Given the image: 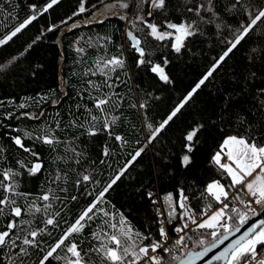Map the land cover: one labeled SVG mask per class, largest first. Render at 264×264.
Listing matches in <instances>:
<instances>
[{"label":"trees","instance_id":"obj_1","mask_svg":"<svg viewBox=\"0 0 264 264\" xmlns=\"http://www.w3.org/2000/svg\"><path fill=\"white\" fill-rule=\"evenodd\" d=\"M122 2H127L129 8H119ZM135 2L136 0H84L86 11L73 15L78 12L81 0H60L11 41L0 46V65L5 66L0 69V147L4 149L0 156L6 157L0 159V170L18 169L17 160H25V163L37 162L34 157L18 149L12 143V137H23L24 132L39 135L41 129L56 128L57 121L60 128L55 135L62 141H69L71 147H76L81 152L79 164L71 160L64 163L56 157L58 154L72 155L71 151L65 152V144L58 145L56 151H52L38 141L24 140L26 146L39 154L38 162L44 167L36 176H28L26 172L18 176V190L30 193L29 200H32L49 188L55 189V194L60 199L52 202L53 207L49 211L59 212V216L55 217L58 226H47L46 232L37 237L40 247L29 248L28 256H17L19 249L11 252L8 248L0 249L2 264H9V257L14 264H21V261L23 264H38L49 246L60 238L111 177L124 167L131 159L130 154L141 147L145 148L144 152L108 191L103 207L110 212H122L137 231L151 234L158 239L160 218L156 207L160 201L157 198L162 197L161 206L165 210L167 205L164 197L170 193L174 199L178 198L179 190L183 189L188 197V205L199 212L211 199L201 196L207 183L212 180H220L224 185L230 183L227 175L211 164V157L219 150L225 136L244 135L249 126L254 132L264 133V109L260 104L264 100V95L260 93L264 89L262 21L216 69L156 140L151 144L147 143L150 133L146 124L158 125L191 91L229 46L228 41L233 38L232 33L239 23L247 22L248 17L240 6L229 10L232 0H213L219 15L217 23L223 22L224 25L221 30L218 31L214 24L202 25L203 34L190 38L187 47L179 55L163 45L151 51L149 58L154 62L163 65L164 58L168 60L165 71L172 82L164 84L145 67H136L137 55L129 47L130 41L126 36L129 30L134 31L138 37L142 36L140 31L132 29L130 23L138 13L133 6ZM167 2V17L173 22L179 23L192 16L185 10L186 0ZM47 3L48 0H0V38L32 15L30 5L43 9ZM243 3L253 6V10L264 7V0H243ZM113 6L114 13L106 11ZM148 10L145 5L140 14L148 18ZM154 16L159 17V11ZM148 19L153 22L152 18ZM49 27H54V30L48 31ZM104 37L111 39L106 41L102 39ZM152 43L157 44L155 41ZM253 48H257L259 52L251 53ZM25 49L28 50L25 52ZM77 49L83 51L78 52ZM121 52L125 59V68L112 74L113 81L119 76V81H115L119 87L111 90L103 87V93L111 94L115 91L122 97L121 102L113 96L114 103L108 106V111L119 117L112 127L113 134L122 136L126 143L116 141L105 132L95 137L78 135V130L70 126V121L75 119L83 122L87 116L84 106L93 107L92 97L87 91V81L101 84L103 81V77L99 75L86 73L101 57L120 55ZM250 55L253 57L251 60ZM141 102L147 105L145 109L139 108ZM21 104L25 107L20 108ZM133 104L136 107H132ZM25 112L38 118L24 117L22 114ZM9 114L11 117L6 119ZM197 125H203V128L198 133V143L191 154L193 162L188 168H183L179 161L183 153V137ZM73 136H78V139L72 141ZM258 142H264V135L260 136ZM105 148L109 151L108 156L103 155ZM102 160L104 163H101ZM58 169L61 170L62 179L51 183ZM20 171L23 172L22 169ZM63 173L67 175L64 176ZM82 175H90L91 182H82L77 186L76 181ZM149 192L153 193L156 204L148 199ZM231 192L234 190H230ZM73 196L76 197L75 200L71 199ZM230 200L227 201L228 214L233 218L228 223L235 228L238 226L239 217L231 212L234 203L231 198ZM17 201L21 207L26 203L22 197L17 198ZM237 203L236 207L245 212L244 205ZM37 204L42 206L39 200ZM212 204L213 209L219 206L215 201ZM176 211L179 213L180 209L177 207ZM46 218L43 213L21 217L25 221H31L30 229L44 228L43 220ZM11 219V216L0 217V231L5 230V225ZM101 219L90 223L84 229L83 235L76 238L82 254L97 243L92 239L91 233L99 231ZM179 223L178 217L172 223H166L169 232L173 233L174 227ZM16 231L19 232V228ZM218 231L223 234V229ZM25 234L20 233L21 236ZM188 235L192 239H186L187 247L175 249L176 255L181 258L189 251L200 250L212 243L211 237H208L205 245L198 247L196 241L200 237L197 233L190 232ZM58 254L64 256L65 252L60 249ZM89 255L99 264V257L94 253ZM164 259L168 261L170 256H165ZM49 264L62 262L52 260Z\"/></svg>","mask_w":264,"mask_h":264},{"label":"snow or ice","instance_id":"obj_2","mask_svg":"<svg viewBox=\"0 0 264 264\" xmlns=\"http://www.w3.org/2000/svg\"><path fill=\"white\" fill-rule=\"evenodd\" d=\"M59 2L60 0H48L43 9L30 5L32 15L25 18L10 33L0 38V46L7 44L35 21L39 15H43V13ZM145 5L149 9L147 17L152 18L153 22H150L145 15L140 14ZM133 6L138 10V13L135 19L130 21L131 27L135 31H140L142 36H136L132 30L127 31L126 36L130 41L129 47L137 55L136 67H145L164 84L172 82L165 71L168 60L164 58L163 65L154 62L149 58L151 51L155 50L159 45H163L164 47H169L171 51L179 55L187 47V42L190 38L203 34L202 25L214 24L218 31L224 27L223 22L217 23L219 15L215 10L213 0H186L185 10L187 13H191L192 16L182 19L179 23H175L167 17V0H136ZM237 6H240L247 15V22L242 21L239 23V26L232 33L233 38L228 41L229 46L226 50L170 113L156 126H153L151 123L146 124V128L150 133L147 139L148 144L156 140L157 136L181 112L201 86L209 80L216 69L229 57L241 41L249 33L253 32L258 23L264 21V7L253 10V6L243 3V0H232L229 10L236 9ZM114 7L108 8L106 11L114 13ZM119 8L128 9L129 4L122 2L119 4ZM85 11L84 0H81L78 12L73 15H79ZM157 11L160 13L159 17L154 16V13ZM124 18L127 19V17ZM156 20H159V22H155ZM228 27L231 28L230 25ZM53 30L54 27H49L48 29V31ZM39 38L37 37V39ZM102 39L110 41L111 38L104 37ZM152 41L157 42V44H153ZM166 41L168 42L167 44L164 43ZM101 47H104V45H101ZM28 48L30 49L31 45ZM27 50L25 49V52ZM77 51L82 52L83 49H77ZM250 51L251 53L259 52L257 48H253ZM24 54L21 53V55ZM252 58L250 55L249 59L251 60ZM8 63L10 64L11 61ZM4 67V65H0V69ZM124 68L125 59L121 52L120 55L108 58L101 57L95 62L94 67H91L89 72L86 73L92 76L99 75L103 77V81L102 84L92 80L87 81V91L88 95L92 97L93 107L88 108L86 105L84 106L87 116L83 122H78L75 119L70 121V126L78 130V135L95 137L101 132H105L109 137H114L116 141H123L122 136L114 135L112 132V127L117 123L119 117L111 115L108 111V106L114 103L113 96L116 97L117 101L121 102L122 97L115 91H112L111 94L103 93V87H107L110 90L119 87V84L115 82L119 81V76H116L115 81H113L112 74ZM253 75L255 74L253 73ZM94 93H100V95H94ZM260 93L264 95V89H261ZM260 104L262 109H264V100H261ZM24 107L25 105H20V108ZM132 107H136V104H133ZM146 107L145 103H139L140 109H145ZM93 109H95V112ZM22 115L32 119L38 118L31 116L27 112ZM10 117L11 114L5 118ZM59 128L60 123L57 121L56 128L41 129L39 135H35L32 132H24L23 137L20 135L12 137V143L22 150L23 153L34 157L37 162L29 161L25 163V160H17L18 169L5 168L0 170V217H13L5 225V230L0 231V249L8 248L10 252L19 249V252L16 253L17 256H28L30 255L29 248H39L40 243L37 237L46 232L47 226H58L55 217L59 216V212L50 213L49 211L53 207L52 202L60 199L55 194V189L49 188L46 192L32 200H29L30 193L18 190L20 186L19 181L16 179L18 176H22L24 172L28 176H36L44 167L42 163L38 162L40 160L39 154L31 147L26 146L24 140L38 141L43 145H47L52 151H56L58 145L65 144V152L71 151L72 155L60 156L58 154L56 159L64 163H67L69 160L75 164L80 163L79 157L81 156V152L77 151L76 147H71L69 141H62L55 135ZM202 128L203 125H197L183 137V153L179 157L181 167L188 168L192 164L193 157L191 154L195 151V146L198 143V133ZM13 130L19 131V129ZM261 135H264V133L254 132L251 130V126H249L244 135L225 136L219 150L212 155L211 164L226 174L230 183L224 185L220 180H212L207 183L201 196L205 199H211L208 200L199 212L193 210L188 205V197L185 195L183 189L179 190L178 198L174 199L170 193L164 197V203L167 205L166 209L163 212L157 209V214L160 218L158 239L153 238L151 234L137 231L122 212L118 210L110 212L103 207V204L106 203L105 197L108 191L124 176L128 168L131 167L145 150L144 147L138 148L130 154L131 159L125 163L124 167L120 168L107 182L105 187L96 193L91 203L64 231L60 238L49 246V250L39 259L38 264H49L52 260L61 261L62 264H97L89 253H94L99 257V264H141V262L143 264H172L174 261H179V264H194L196 260H202L208 255L210 247H203L202 251L195 252L194 254L190 253L187 260H182L180 256L175 255L174 250L187 247L185 243L186 239H192L188 235L190 232H196L200 237L196 241L198 247L205 245L206 239L211 237L212 248L217 247V238L221 236V232L218 229H223L224 238L219 241L220 244H223L224 240L228 239L229 233L234 235L240 232L250 217L248 212H241L233 204L231 212L239 217L238 226L233 228L228 223L233 218L228 214L229 203L225 202L230 200V194L233 201L243 204L253 215L264 213V142H258ZM76 139H78V136L72 137V141ZM123 142L126 143V141ZM3 152L4 149L0 147V154ZM103 155H109L107 148H105ZM0 159H6V157L0 156ZM101 163H104V161L102 160ZM63 175L66 176L67 173H63ZM61 179L62 173L58 169L51 183H57ZM82 182H91V176L82 175V178L76 181L77 186ZM230 190H234V192L230 193ZM60 191H66V189H60ZM147 196L148 199L152 200L153 204L157 203L153 199V193L149 192ZM21 197L26 201L23 207L17 201V198ZM71 199L75 200L76 197L73 196ZM37 200L42 202V206L37 204ZM212 201L220 204L221 207L213 209ZM253 205L258 206L260 211L254 208ZM177 207L180 209L179 213L176 211ZM36 213H43L47 217L43 220L45 227L30 229L31 221H25L21 217L24 215L34 216ZM177 217L180 223L173 229L177 236L172 240L165 228V224L172 223ZM96 219H101L100 229L99 231L92 232L91 236L97 243L92 245L88 252L82 254L76 238L82 236L84 229L90 223H94ZM18 228L19 232L16 231ZM105 228L109 230L106 231ZM21 232L26 234L21 236ZM60 249L64 250V256L58 254V250ZM261 253H264V220H260L259 224L254 227H249L239 239H236L225 247L223 251L215 255L214 259L216 261H223L224 264H264V255H261ZM165 256H170V260L166 261L164 259ZM0 264H2V261H0ZM9 264H14L11 257H9ZM21 264H23L22 261Z\"/></svg>","mask_w":264,"mask_h":264},{"label":"water","instance_id":"obj_3","mask_svg":"<svg viewBox=\"0 0 264 264\" xmlns=\"http://www.w3.org/2000/svg\"><path fill=\"white\" fill-rule=\"evenodd\" d=\"M260 220H264V213H262L261 215H251L247 224H245V226L241 229L240 232H237L234 235L232 233H229L228 239H225L224 243L220 244L219 241L224 238L223 234H222L219 238H217V241H216L217 247L212 248L211 244L205 246V247H210V251H209L208 255L206 257H204L202 260H196L194 262V264H214L217 262L219 264H224L223 261H216L214 259L215 255H217V254H219V252L223 251V249L225 247H227L230 243H232L236 239H239V237L243 234V232L246 231L249 227H254L255 225L259 224ZM202 250H203V248H201L200 250H197V251H189L181 259L187 260L188 255L190 253L194 254L195 252H200ZM176 264H179V261H177Z\"/></svg>","mask_w":264,"mask_h":264},{"label":"built area","instance_id":"obj_4","mask_svg":"<svg viewBox=\"0 0 264 264\" xmlns=\"http://www.w3.org/2000/svg\"><path fill=\"white\" fill-rule=\"evenodd\" d=\"M230 198H231V194H230ZM245 199H247V197H245ZM157 200H158V204H157V207H156V211H157V209H160V211L161 212H163L164 210H163V208H162V206H161V201H162V197L161 198H157ZM233 201V200H232ZM234 202V201H233ZM219 206H221L220 204H219ZM235 206H237V203L235 202ZM218 207V206H217ZM253 207L254 208H257V206L256 205H253ZM216 209V208H215ZM258 211L260 210L259 208L257 209ZM247 212L249 213V214H251V215H253L252 214V212L251 211H249L248 209H247ZM165 228H166V230L168 231V233H169V236L172 238V240H174L175 238H176V236H177V234L173 231V233H170L169 232V230L167 229V226H166V224H165ZM175 228V227H174ZM170 243H171V241H170ZM182 248V247H181ZM181 248H179V249H181ZM174 254L176 255V251L174 250ZM261 255H264V253H261Z\"/></svg>","mask_w":264,"mask_h":264},{"label":"rangeland","instance_id":"obj_5","mask_svg":"<svg viewBox=\"0 0 264 264\" xmlns=\"http://www.w3.org/2000/svg\"><path fill=\"white\" fill-rule=\"evenodd\" d=\"M231 201V200H230ZM226 203H227V201H225ZM233 202V201H232ZM234 203V205H235V202H233ZM237 203V202H236ZM238 204V203H237ZM221 206H218L217 208H220ZM216 208V209H217ZM257 209H258V206H257ZM245 212H247V208H246V210H245ZM249 214V213H248ZM251 215V214H250Z\"/></svg>","mask_w":264,"mask_h":264}]
</instances>
